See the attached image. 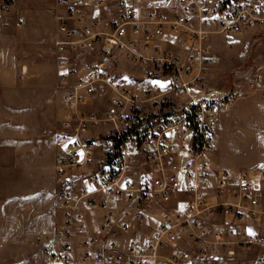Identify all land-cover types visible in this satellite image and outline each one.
I'll use <instances>...</instances> for the list:
<instances>
[{
  "label": "built area",
  "instance_id": "2783aa9c",
  "mask_svg": "<svg viewBox=\"0 0 264 264\" xmlns=\"http://www.w3.org/2000/svg\"><path fill=\"white\" fill-rule=\"evenodd\" d=\"M53 11L56 51L84 56L55 85L66 102L56 172L90 181L64 203L63 262L80 263L82 236L101 245L83 262L264 264V167L215 164L216 123L237 93L205 84L211 37L264 33V0H56ZM177 43L184 53L171 51ZM118 57L166 69L170 86L153 74L141 91L109 69ZM99 99L109 100L104 113ZM85 206L102 213V237L86 238ZM149 214L154 227L138 231Z\"/></svg>",
  "mask_w": 264,
  "mask_h": 264
},
{
  "label": "rangeland",
  "instance_id": "374dc122",
  "mask_svg": "<svg viewBox=\"0 0 264 264\" xmlns=\"http://www.w3.org/2000/svg\"><path fill=\"white\" fill-rule=\"evenodd\" d=\"M54 3L55 0H15L8 8L0 10V156H8L4 160L0 159V194L11 197L19 192L22 194L20 187L30 182L32 188H36L35 179L25 178V173L36 171L42 175V181L38 182H43L44 190L42 225L36 229L38 236L43 237L23 246L22 250L17 249V245H11L0 252V264H53V258L55 260L59 255L56 229L63 214L60 204L64 199L75 198L85 187V178L77 175L82 171L75 170L69 179L63 181L55 170L61 151L54 137L56 131L62 128L66 113L63 95L55 86L58 81L57 63H77L84 56L59 53L50 42V31L54 34L56 26L50 30L51 13L46 8ZM22 17L25 19L24 24L21 23ZM171 51L184 53L178 43L172 44ZM207 55L209 61L205 84L208 88L214 90L217 86L234 91V87L254 81L257 75L262 77V82H257H264L263 32L247 31L231 36L215 34L210 39ZM109 62V69L127 76L130 84L141 91L147 85L144 81L153 74L161 77L157 81L159 87L166 89L170 86L169 78H163L169 72L166 69L162 72L160 67L154 70L152 63L142 65L122 57ZM253 86L257 88V85ZM257 89L264 91V87ZM97 102L101 113H104L109 100L99 99ZM232 103L239 105L237 110L247 113L235 111L222 124L216 134L217 143L212 158L229 168L249 167L264 152L261 112L264 110V95H236ZM90 109L94 107L90 106ZM230 110L220 112L219 117L228 115ZM102 125L94 129L103 132L106 127L102 130ZM91 130L88 134H93ZM17 140H27L31 147V150L26 151L27 164H23L21 158L24 148L17 149L16 153L1 148L7 142L18 144ZM5 164L12 165V168L6 169L5 166L9 165ZM23 165L27 167L20 168ZM133 166L135 173H139V156ZM14 174L18 175L16 180L12 179ZM139 218L155 223L152 214ZM41 254L43 258H35ZM26 255L33 259L22 260Z\"/></svg>",
  "mask_w": 264,
  "mask_h": 264
},
{
  "label": "crops",
  "instance_id": "0c3cea01",
  "mask_svg": "<svg viewBox=\"0 0 264 264\" xmlns=\"http://www.w3.org/2000/svg\"><path fill=\"white\" fill-rule=\"evenodd\" d=\"M55 4H56V0H55L54 4H51L48 8H46L51 13V26H52V28L50 30H53V28L56 26V21L54 18V11H53V7ZM24 23H25V19L23 18V24ZM49 36H50V42L53 43V31L52 32L50 31ZM45 42H46V38H44V43ZM1 49L3 50L2 46H1ZM68 66H69V63H62V62L58 61V63H57V75H59V73H61L62 71H65L68 68ZM262 76L264 78V74H262ZM150 82H151L150 79H147L144 81V83H146V84H149ZM254 84L257 85V88L264 87V82L258 83L257 79H255L254 81L250 80L246 84L237 85L236 87H234V89H233L234 91H232V89H230V88L229 89L221 88L219 86H218L219 88H217V86H216V88L214 90H219L221 92H235V93H237L236 95H264V91L262 89L254 88V87H256V86H253ZM57 91H60L62 93L64 105H66L65 93L59 89H57ZM238 106H239L238 104L232 103V105H230L231 110L228 113V115H223L221 117H218L216 127H215V135L218 134L222 124L227 119H229L234 114L235 111H236L235 113H237V112L238 113L239 112L247 113V111H244V110H241V111L237 110ZM261 112H262V117H263L262 127L264 128V110H262ZM105 127L106 126L103 124L102 130ZM18 130H21V128ZM57 131H56V133H57ZM91 131H93V134H89V135H96V134L102 132L101 130L98 131V128L94 129V127L92 128ZM54 139H55L56 145L59 146V149L61 151L60 153H62L63 152V145L55 137H54ZM216 139H217V137H216ZM17 142H18V144L15 142L14 143L7 142L4 145H2L1 148L5 149V150L8 149V151H10L11 153L12 152L16 153L17 149L21 150L22 148H24V152L22 154L23 156H21V158H23L22 159L23 164H27L28 159H27V152L26 151H27V149L31 150V147H29L27 140H22V141L17 140ZM216 143H217V140H216ZM5 157L8 158V156L6 155V156H0V159L4 160ZM214 159H215V157H214ZM7 161L9 162V160H7ZM215 164L218 166L225 167L224 165H220L216 162H215ZM5 165H9V166H5L6 169L12 168L11 167L12 165H10V164H5ZM255 166L264 167V152L260 155V157L258 159H256L255 161H253L252 163L249 164V167H255ZM26 167H27L26 165L20 166V168H26ZM231 169H240V168H231ZM73 172L74 171L67 172L62 177H59V179H61L63 181L67 180V179H69L70 174H72ZM15 173H17V172H15ZM78 174H80V173H77V175ZM16 176H18V175L14 174L12 176V179L16 180ZM25 178H27V180L35 179L36 188H32L33 185H32V182H30V183H27L25 187L23 185L20 187L21 190L23 191L22 194L19 192L18 195H13L12 197L10 195H6V194L1 195L0 194V252H3V251H5V249L10 248L11 245H17L16 246L17 249L22 250L23 246L30 244V243H35L38 241L39 237H43L42 235L38 236V230H36L37 228H39L42 225L41 223H42V218H43L42 217V215H43V197H44V190L42 189L43 182H38V180L42 181V175L39 171H36V172H31V173H25ZM79 178H81V177H79ZM89 183H90V181L88 179L83 180L84 186L86 184H89ZM1 186H3V184ZM65 201L66 200L64 199V201H62V203L60 204L62 206L61 208H62L63 214H62V219H61L59 225H61V223L64 220V214L66 211V207L64 204ZM11 205H13V206H11ZM82 212H83L84 219H85L86 238L89 239V238L95 237V236L102 237L103 236V233L101 231L102 213L98 210L91 209V208L86 207V206L82 209ZM14 213H16V214H14ZM138 221L141 223V224L137 225L138 231L139 230H143L144 232L150 231L155 225V223L152 224L149 220L143 221L139 217H138ZM59 225H58V228L56 229V240H57L59 255H58V258H56L55 260L53 258V260H52L54 262L53 264H65L61 258V255L63 252V240L64 239H63V236L59 232V227H60ZM131 237H132L131 234L128 235V238H131ZM76 243H77L78 256L80 258L79 264H96V262L94 261L93 258H91L90 260L85 261V262H83L81 258L86 251H89L91 254H94L95 252L101 250V245H92L91 243H86L85 238L82 236H79L77 238ZM1 256H2V253H0V257ZM9 256H11V255L9 254ZM42 256H43L42 254L37 255L35 258H43ZM27 259H33V257L26 255L24 257V259H22V260H27Z\"/></svg>",
  "mask_w": 264,
  "mask_h": 264
}]
</instances>
